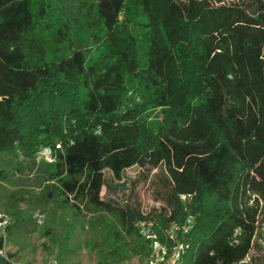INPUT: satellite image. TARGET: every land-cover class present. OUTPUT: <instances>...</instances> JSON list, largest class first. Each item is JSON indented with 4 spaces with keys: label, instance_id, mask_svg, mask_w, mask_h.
Wrapping results in <instances>:
<instances>
[{
    "label": "trees",
    "instance_id": "1",
    "mask_svg": "<svg viewBox=\"0 0 264 264\" xmlns=\"http://www.w3.org/2000/svg\"><path fill=\"white\" fill-rule=\"evenodd\" d=\"M44 150L43 196L104 215L116 263L264 264V0H0V155ZM133 166L159 206L117 199Z\"/></svg>",
    "mask_w": 264,
    "mask_h": 264
},
{
    "label": "rangeland",
    "instance_id": "2",
    "mask_svg": "<svg viewBox=\"0 0 264 264\" xmlns=\"http://www.w3.org/2000/svg\"><path fill=\"white\" fill-rule=\"evenodd\" d=\"M74 36L78 38V34ZM68 52L67 41L49 42L41 52L32 50L27 55L32 60H58ZM121 94L132 104L143 100L140 94ZM158 114L156 110L155 117ZM51 162L46 153L32 158L18 151L0 155V214L9 218L11 226L3 251L11 254L9 258L15 264H144L137 258L116 263V255L105 245L107 218L101 213L81 204L77 210L45 199L42 187L52 169ZM159 172V168L152 169L144 180L138 167L124 170L122 180L127 190L120 191L117 199L127 198L130 191L143 210L159 206L155 185ZM104 178L113 182L108 171H104Z\"/></svg>",
    "mask_w": 264,
    "mask_h": 264
},
{
    "label": "built area",
    "instance_id": "3",
    "mask_svg": "<svg viewBox=\"0 0 264 264\" xmlns=\"http://www.w3.org/2000/svg\"><path fill=\"white\" fill-rule=\"evenodd\" d=\"M40 153H46L48 155L49 159H51L50 153L48 150H44ZM9 224H10L9 218H7L3 214H0V234H2L3 236L5 235V233H4L5 227L8 226ZM188 224H189V221H187L186 224L182 225V227H180V230H182L183 232L187 231ZM238 233H239L238 230H236L234 232V237ZM149 236H147V237H149ZM150 237H152V236H150ZM258 242L261 246H264V228H263L261 239H259ZM151 248H152V253L150 255V258L147 261V264H179L180 252L183 250L184 246L180 243L177 244L173 248L172 252L168 255L166 253L165 248L160 246L157 242H152ZM0 255H2V256L4 255L3 250H0ZM247 260L248 259L246 258V259L242 260L239 264H246Z\"/></svg>",
    "mask_w": 264,
    "mask_h": 264
}]
</instances>
